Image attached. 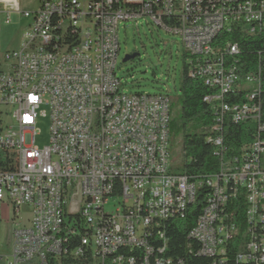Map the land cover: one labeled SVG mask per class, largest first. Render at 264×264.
Wrapping results in <instances>:
<instances>
[{
	"label": "built area",
	"instance_id": "1",
	"mask_svg": "<svg viewBox=\"0 0 264 264\" xmlns=\"http://www.w3.org/2000/svg\"><path fill=\"white\" fill-rule=\"evenodd\" d=\"M38 2L0 0L5 23L28 20L0 60V223L10 209L12 226L0 264H185L169 249L182 225L186 252L210 264H264V0ZM140 19L177 35L189 76L212 91L218 162L201 178L171 166L169 96L126 93L117 75L119 25ZM243 41L254 66L240 63ZM228 121L256 128L239 151Z\"/></svg>",
	"mask_w": 264,
	"mask_h": 264
},
{
	"label": "rangeland",
	"instance_id": "2",
	"mask_svg": "<svg viewBox=\"0 0 264 264\" xmlns=\"http://www.w3.org/2000/svg\"><path fill=\"white\" fill-rule=\"evenodd\" d=\"M38 0H19L20 11H33L38 7ZM9 23H5L6 13L0 12V60L3 54L19 46L27 19L21 12H11ZM119 54L117 57V75L126 93L154 94L164 92L169 96L170 120H174L169 131V156L171 166L182 160L183 130L176 123L180 114V81L181 71L185 63L180 39L165 31L163 28L147 24L144 19L124 22L119 25ZM137 54L134 58L123 61L126 54ZM46 110L44 107L39 111ZM39 134L35 143L38 147L47 144L49 121L40 117L37 124ZM186 131H191V124H187ZM24 212V211H23ZM10 209L6 210L4 222L0 223V242L7 237L12 226L9 224ZM28 214L21 213L23 221ZM2 245L0 252L7 253Z\"/></svg>",
	"mask_w": 264,
	"mask_h": 264
},
{
	"label": "trees",
	"instance_id": "3",
	"mask_svg": "<svg viewBox=\"0 0 264 264\" xmlns=\"http://www.w3.org/2000/svg\"><path fill=\"white\" fill-rule=\"evenodd\" d=\"M243 43V54L240 63L250 65L257 64L252 46ZM185 59L181 71L180 81V114L176 123L183 130L182 134V160L173 165V170L179 174H185L192 179L201 178L203 175L213 172L217 168L218 158L213 155V146L207 141L210 134L208 127L212 121V113L208 104L203 101V97L212 91L202 80L191 78L188 73L189 55L183 51ZM262 100L264 101V91H262ZM225 96H234V89L230 90ZM264 106V103H263ZM174 120H170L169 131L172 128ZM175 124V123H174ZM187 124H191V131H186ZM255 126L251 123H234L228 121L224 124V131L227 134V147L230 151H239L242 146L248 145ZM187 227L184 225L176 227L173 232H169L170 254L174 257H181L185 264H210L211 259L189 254L185 249V240ZM192 246L196 248L194 241Z\"/></svg>",
	"mask_w": 264,
	"mask_h": 264
},
{
	"label": "bare ground",
	"instance_id": "4",
	"mask_svg": "<svg viewBox=\"0 0 264 264\" xmlns=\"http://www.w3.org/2000/svg\"><path fill=\"white\" fill-rule=\"evenodd\" d=\"M50 14H59V7H50ZM233 88H225V94H227Z\"/></svg>",
	"mask_w": 264,
	"mask_h": 264
},
{
	"label": "water",
	"instance_id": "5",
	"mask_svg": "<svg viewBox=\"0 0 264 264\" xmlns=\"http://www.w3.org/2000/svg\"><path fill=\"white\" fill-rule=\"evenodd\" d=\"M136 55H137V54H135V53H132V54H126V55L124 56V58H123V61H127V60H129V59H131V58H134Z\"/></svg>",
	"mask_w": 264,
	"mask_h": 264
}]
</instances>
